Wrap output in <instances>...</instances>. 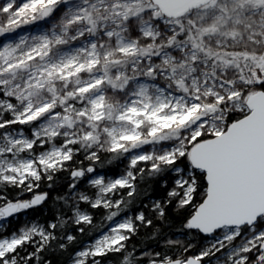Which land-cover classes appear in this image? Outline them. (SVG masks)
<instances>
[{
	"label": "snow or ice",
	"instance_id": "obj_1",
	"mask_svg": "<svg viewBox=\"0 0 264 264\" xmlns=\"http://www.w3.org/2000/svg\"><path fill=\"white\" fill-rule=\"evenodd\" d=\"M0 264H264V0H0Z\"/></svg>",
	"mask_w": 264,
	"mask_h": 264
},
{
	"label": "trees",
	"instance_id": "obj_2",
	"mask_svg": "<svg viewBox=\"0 0 264 264\" xmlns=\"http://www.w3.org/2000/svg\"><path fill=\"white\" fill-rule=\"evenodd\" d=\"M177 224H178V221H177ZM143 236H144V233H141V236L138 237V238H136L133 242H134V243H135V242H139V240L142 239Z\"/></svg>",
	"mask_w": 264,
	"mask_h": 264
}]
</instances>
